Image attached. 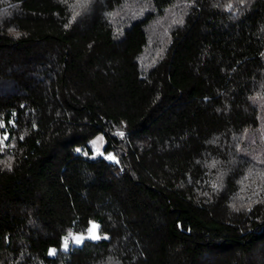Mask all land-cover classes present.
<instances>
[{
    "label": "trees",
    "instance_id": "trees-1",
    "mask_svg": "<svg viewBox=\"0 0 264 264\" xmlns=\"http://www.w3.org/2000/svg\"><path fill=\"white\" fill-rule=\"evenodd\" d=\"M0 123V264H264V0H0Z\"/></svg>",
    "mask_w": 264,
    "mask_h": 264
},
{
    "label": "rangeland",
    "instance_id": "rangeland-1",
    "mask_svg": "<svg viewBox=\"0 0 264 264\" xmlns=\"http://www.w3.org/2000/svg\"><path fill=\"white\" fill-rule=\"evenodd\" d=\"M101 137H102V135H97V136L94 137V138L92 139V141H91L92 154H91L90 156H91L92 158H97V157H99V156H103V155H104V154H103V145H104L103 137H102V140H98V138H101ZM93 141H96L97 143H96L95 145H93ZM108 156H112V157H114L113 155H107L106 157H108ZM109 160L114 161V160H115V157H114V159H109ZM91 224H95V225L98 226V224H97L96 222L92 221V222L89 224V226H88L86 232H84V233H75V234H73V235H75V236H83V237H84V238L81 240L80 243H76V242H75L73 239H71V237H70L71 245H72L73 247L81 246V245L84 243V241H86V240H88V241H97V240H100V239L102 238V237L99 235L98 228L94 230L95 235H96L98 238H96V239L91 238V234L88 232V229L90 228ZM51 251H52V250H51ZM51 255H52V254H51Z\"/></svg>",
    "mask_w": 264,
    "mask_h": 264
},
{
    "label": "snow or ice",
    "instance_id": "snow-or-ice-1",
    "mask_svg": "<svg viewBox=\"0 0 264 264\" xmlns=\"http://www.w3.org/2000/svg\"><path fill=\"white\" fill-rule=\"evenodd\" d=\"M77 3L79 4L80 3V0H77ZM229 7H231V5H229ZM174 22H180V23H182V20L181 21H174ZM2 127H4V125L2 123H0V128H2ZM121 135H123V134L121 133ZM7 139H8L7 136H4L2 139H0V147H3V143ZM98 140H102V137L101 138H98ZM96 143H97L96 141H93V145H95ZM106 158H108V159H114V157H112V156H108ZM97 228H98L97 225L91 224L90 228L88 229V232L91 234V238H93V239L98 238L95 235V232H94V230L97 229ZM69 237H71V239H73L76 243H80L81 240L84 238L83 236H75L72 233H69ZM67 244H68V238H65V248H67ZM54 252H55V250H52V251H50L49 254L50 255L51 254H54Z\"/></svg>",
    "mask_w": 264,
    "mask_h": 264
},
{
    "label": "built area",
    "instance_id": "built-area-1",
    "mask_svg": "<svg viewBox=\"0 0 264 264\" xmlns=\"http://www.w3.org/2000/svg\"><path fill=\"white\" fill-rule=\"evenodd\" d=\"M70 241H71L70 238H68V244L67 245H70Z\"/></svg>",
    "mask_w": 264,
    "mask_h": 264
}]
</instances>
